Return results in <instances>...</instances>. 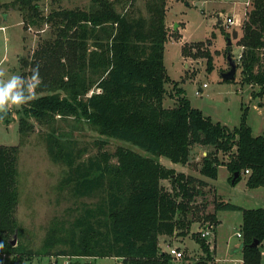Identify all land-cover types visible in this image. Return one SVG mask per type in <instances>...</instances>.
Masks as SVG:
<instances>
[{
  "label": "trees",
  "instance_id": "1",
  "mask_svg": "<svg viewBox=\"0 0 264 264\" xmlns=\"http://www.w3.org/2000/svg\"><path fill=\"white\" fill-rule=\"evenodd\" d=\"M172 1L90 0L86 6L52 8L45 15L39 0H11L9 5L20 10L25 28L49 23L51 33H55L38 43L33 58L23 61L29 67L22 73L23 93L27 95L26 75L32 77L37 67L35 90L45 89L46 93L28 99L19 130L21 134L32 131L31 118L52 125L57 114L76 115L100 134L182 164L190 162L194 145L213 146L202 156L200 167L199 163L194 165L203 176L216 178L219 164L224 163L231 173L230 181L237 172L235 183L247 174L249 187L264 186V133H253L246 113L234 127L214 121L192 105L167 71L164 49L171 35L167 11ZM241 24L237 44L242 50L234 58L240 82L258 86L252 94L262 96L264 0L253 1ZM202 43H196V48L183 44V54L206 57L208 69H212L211 52L202 49ZM231 50L228 45L226 51L233 56ZM170 83L173 90L168 88ZM94 85L91 95L79 98ZM168 96L174 98L173 105L164 103ZM10 118L9 111H0V120L9 122ZM51 131L47 133L48 151L68 166L61 184L73 195L92 200L83 202L71 221L54 219L40 249L12 244L20 229L15 215L19 147L0 143V254L11 255L14 264L33 256L63 254L116 256L124 264H170L173 255L162 249L160 238L187 235L192 224L203 219L216 227L221 210L242 211L244 264H262L264 207L245 208L225 200L205 177L176 172L155 157L124 147L113 155L101 152L83 157L85 149L73 145L64 150L53 133L55 127ZM220 151L227 153V160L219 159ZM162 179L171 181V189ZM210 192L211 201L207 199ZM210 202L213 211L207 209ZM192 234L209 252L205 237L200 232ZM255 240L259 243L253 246Z\"/></svg>",
  "mask_w": 264,
  "mask_h": 264
},
{
  "label": "rangeland",
  "instance_id": "2",
  "mask_svg": "<svg viewBox=\"0 0 264 264\" xmlns=\"http://www.w3.org/2000/svg\"><path fill=\"white\" fill-rule=\"evenodd\" d=\"M90 0H39L45 15L52 8H73L86 6ZM141 0H139L140 2ZM254 0H174L170 2L167 11V23L170 36L165 42L164 61L172 80L177 81L185 91L194 107L202 109L214 121H220L230 127L239 125L245 114L248 124L254 134L264 133V94L253 96V87L250 84L242 85L241 72L237 70L235 80L223 78V73L229 69L228 35L223 30L238 29L237 38H232L233 58L239 57L242 47L237 44L241 35V23L253 6ZM11 0H0V81L6 80L13 74H18L22 79L19 90L23 93L22 73L29 71L28 64L23 61L32 57L40 41L45 40L55 33H51L49 23L41 27L32 25L24 27L23 17L17 7L9 5ZM129 2V0H128ZM8 4V5H5ZM217 14H220L218 18ZM228 16H237L239 22L226 23ZM221 19V23L218 22ZM222 24V25H221ZM178 35V37H176ZM203 42L202 49L209 50L212 55V69H208L206 57H192L183 54L182 45L187 44L193 48L196 43ZM194 51V49L192 50ZM27 95L30 93L29 84L31 75L27 74ZM169 84V90L172 89ZM92 86L84 95L87 97ZM31 98L46 93L32 90ZM62 95L64 91L60 92ZM24 94V93H23ZM25 95V94H24ZM26 95V96H27ZM28 100L22 104L9 103L3 110L10 112V121L0 120V143L16 145L19 147L18 161V188L19 202L15 215L20 227L12 240L20 242L28 249L38 250L43 244L48 228L54 219L71 221L79 212L83 202H90L88 196H75L62 184L61 180L66 174L68 166L64 160L54 158L48 151L47 133L55 127V137L63 143L64 150L75 145L78 149H85L83 157L90 154L106 152L114 154L119 147L131 149L146 156H152L172 167L176 172L192 173L205 177L200 173L202 156L214 149L213 146L196 144L191 149L190 162L182 164L173 162L163 155H152L137 145L112 138L92 128L84 119L76 115L60 116L57 114L52 125L39 123L34 118L32 131L22 133L19 130L20 116ZM173 105L174 98L168 96L164 102ZM219 159H228L227 153L218 152ZM113 157V156H112ZM115 158V157H114ZM113 160L115 161V159ZM198 168L195 169V164ZM249 171H246V173ZM230 172L224 163L218 166V174L214 179H208L216 187V191L225 200L239 204L245 208L264 207V186L249 187L247 174L232 183L229 179ZM162 183L171 189V181L162 179ZM213 194L207 197L211 201ZM209 211H213V204H208ZM241 210H221L218 212L219 224L214 227L211 222L204 219L192 224L187 235L162 236L160 245L169 252L170 247H178L183 251L182 258L171 257L170 264H244L240 243L242 234L238 235L242 223ZM211 227V232L204 236L210 244L209 252L202 248L192 233L202 232ZM262 251L261 262L264 264V241L260 246ZM0 264H14L11 255L0 254ZM21 264H124L121 257H92L47 255L33 256L25 259Z\"/></svg>",
  "mask_w": 264,
  "mask_h": 264
},
{
  "label": "clouds",
  "instance_id": "3",
  "mask_svg": "<svg viewBox=\"0 0 264 264\" xmlns=\"http://www.w3.org/2000/svg\"><path fill=\"white\" fill-rule=\"evenodd\" d=\"M21 79L18 74H13L6 80L0 81V110H3L9 103L19 105L31 98L32 90L39 83L38 67L33 70L31 77L33 82L29 84L31 91L27 96L19 90Z\"/></svg>",
  "mask_w": 264,
  "mask_h": 264
},
{
  "label": "water",
  "instance_id": "4",
  "mask_svg": "<svg viewBox=\"0 0 264 264\" xmlns=\"http://www.w3.org/2000/svg\"><path fill=\"white\" fill-rule=\"evenodd\" d=\"M219 22H221V20L219 19ZM238 29H233L232 30V35L228 37V44L231 45L232 44V38H237L238 37ZM228 59H229V69L227 71H225L223 73V78L224 79H227V80H231V79H234L236 78V73H237V70H238V64L236 62V59L233 58V56L228 53ZM239 174L236 172L235 175L233 176L231 182L232 183H235L236 181V178ZM16 241L15 239L12 240V244H15ZM259 241L258 240H255L252 245L253 246H256L258 245Z\"/></svg>",
  "mask_w": 264,
  "mask_h": 264
},
{
  "label": "built area",
  "instance_id": "5",
  "mask_svg": "<svg viewBox=\"0 0 264 264\" xmlns=\"http://www.w3.org/2000/svg\"><path fill=\"white\" fill-rule=\"evenodd\" d=\"M237 22H239V18H237L236 16H228L227 18H226V23H228V24H235V23H237ZM97 91H100V89L99 88H97ZM94 92V90H92V91H90V93H89V95H91L92 93ZM248 171V170H247ZM211 227H207V228H205L202 232H201V235L202 236H207L208 234H210V232H211ZM238 235H241V233L240 232H238ZM169 252L174 256V257H176V258H182V256H183V251L181 250V249H179L178 247H170L169 249Z\"/></svg>",
  "mask_w": 264,
  "mask_h": 264
},
{
  "label": "crops",
  "instance_id": "6",
  "mask_svg": "<svg viewBox=\"0 0 264 264\" xmlns=\"http://www.w3.org/2000/svg\"><path fill=\"white\" fill-rule=\"evenodd\" d=\"M217 16H218V18H219V17H220V14H217ZM236 17H237V16H236ZM220 20H221V19H220ZM218 22H219V19H218ZM219 23H221V22H219ZM0 28H1V29H5V26H4V25H1ZM238 32H239V30H238ZM217 193H218V192H217Z\"/></svg>",
  "mask_w": 264,
  "mask_h": 264
}]
</instances>
